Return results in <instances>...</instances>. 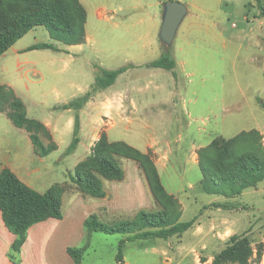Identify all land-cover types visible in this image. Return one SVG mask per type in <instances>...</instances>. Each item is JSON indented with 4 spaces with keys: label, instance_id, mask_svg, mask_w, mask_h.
Here are the masks:
<instances>
[{
    "label": "crops",
    "instance_id": "crops-1",
    "mask_svg": "<svg viewBox=\"0 0 264 264\" xmlns=\"http://www.w3.org/2000/svg\"><path fill=\"white\" fill-rule=\"evenodd\" d=\"M80 1L87 10L85 43L67 45L51 38L37 43H53L58 47L57 50H29L31 45L37 43L21 45L20 41L24 38L23 36L8 51L13 49L18 56H23L26 65L32 63L30 61L32 51H42L39 52L41 55H50L52 64L56 60H68L75 63L77 60H84L88 50L96 49L95 44L100 43L103 47V44L109 43L110 46L98 49L104 51L109 60H114L120 57L122 51L120 47L114 46L113 42L124 41L114 34L118 27L127 26L132 27L130 31L132 39L125 51L136 61L126 65L128 69L107 88H96L93 70H86L83 64L72 68L70 73L73 77H66L65 74L60 73L63 85H58L53 89L56 99L54 108L57 110L55 112L47 110L43 115L31 113L27 101L23 98V93L14 82H0V85L10 87L24 101L30 118L46 125L51 139L57 144V149L50 154L57 153L59 160L71 155L76 156L67 170L66 179L53 181L51 179L53 170H44L42 166L38 167L33 164L37 157L43 159L46 156H41L37 152L30 132L16 126L6 111L0 112V172L5 167L10 168L24 183L39 192H45L57 182L67 185L63 193V218H50L33 225L28 231L25 243L19 250L14 247L16 236L5 225L0 210V264H76L68 249L86 245V251L89 248L91 243L87 242V239L90 235L91 240L96 234V232L89 233L86 227V220L91 214H97L104 222L116 223L121 220L134 219L141 210L160 209L153 197L145 173L139 164L131 159H120L125 171L124 179H103L104 197L94 198L84 195L73 185L69 179V172L91 153L102 133H106L110 141L122 140L145 153L149 152L164 186L179 200L183 212L186 201H183L180 196L187 189L194 187L195 182L192 181V175L197 178L198 183L202 180L198 151L214 138L220 137L214 136L208 124L209 121L217 123L220 117L218 103L201 101L200 97L197 100H188L186 93L191 92V89L190 91L189 89L184 90L179 82L173 85L168 78L170 74L174 76L172 71L149 65L165 52L160 40V30L163 20V4L169 0ZM177 1L187 7V13L177 30L172 46L173 56L177 63L175 70L179 80V71L195 74L193 71L198 70L199 65L195 62L202 57L201 51L207 52L210 49L208 45L218 43L221 38L224 39L226 29L224 5L229 0ZM37 27L27 34L36 31ZM48 51H53L54 54ZM20 64L19 62L18 65ZM97 65L105 69H113L104 67L103 64ZM142 68L148 69L151 77L165 78L162 82H150L153 84L150 86L153 90L149 100L139 97L147 91L149 86L136 83L117 86V81L127 71ZM199 90H202V87ZM192 92L197 94L196 89ZM87 93L90 94L89 98L79 110L65 107ZM178 95L181 97L180 101L175 99ZM33 103L34 106H38V99H33ZM76 112L80 118L78 134L80 141L74 151L68 152L67 149L74 138ZM199 121L206 125L204 127L196 125ZM176 123L182 124V127L178 134L179 139L173 140L175 128L173 124ZM260 131L264 134L262 130ZM23 143L26 148L23 147ZM44 143L47 144L45 141ZM198 169L201 176H199L200 173L197 174ZM131 172L139 177L136 185H133L135 182L132 183L129 179ZM122 185L128 187L129 190L123 191ZM201 227L202 224H197L193 231L197 237L206 236L205 234L208 233L202 231ZM187 231L179 235L177 242L171 245V250L176 252L175 258L181 262L184 261V253L187 250L183 243V237L188 233ZM125 259L126 257L123 258V262L127 264Z\"/></svg>",
    "mask_w": 264,
    "mask_h": 264
},
{
    "label": "rangeland",
    "instance_id": "rangeland-1",
    "mask_svg": "<svg viewBox=\"0 0 264 264\" xmlns=\"http://www.w3.org/2000/svg\"><path fill=\"white\" fill-rule=\"evenodd\" d=\"M262 4L264 6V0ZM224 10L226 12L224 39L221 38L218 43L204 45L210 49L207 52L201 51L202 57L195 62L199 64L198 70H190L195 74L179 71V80L178 75L175 77L170 73L168 78L173 85L179 82L184 90L191 89V92L186 93L188 100H197L200 97L201 101L218 103L220 117L217 123L207 121L215 137L230 138L252 128L264 132V15L258 0H229L224 5ZM131 30L132 27L127 26L117 28L114 35L124 41L113 42V45L120 47L122 51L120 57L114 60H109L107 54L98 49L110 46L109 43L103 44V47L100 43L95 44L96 49L88 50L85 59L77 60L75 63L56 60L52 64L50 55H41L39 52L42 51H32L30 55L32 63L26 65L23 56H18L11 49L0 57V82H14L23 93L31 113L43 115L47 110L55 112L57 109L54 108L56 99L53 89L63 85L60 73L66 77H73L70 73L72 68L83 64L86 70H93L95 79L97 64L116 69L136 61L125 51L126 46L129 47L131 44ZM46 39H51L50 34L45 27L40 26L36 31L26 34L20 42L21 45H30ZM48 52L54 54L53 51ZM162 81H165L164 77H151L148 69H130L120 77L117 86L133 83L149 86L145 93L139 95L143 100H149L153 90L150 87L153 84L150 82ZM201 87L202 90H199ZM195 89L197 94L192 92ZM30 97L34 100L37 98L39 105L34 106ZM175 99L180 101L181 97L178 95ZM173 125L175 128L172 139L178 140L182 124ZM196 125L204 127L206 124L199 121ZM41 137L47 144L51 142L44 133H41ZM23 147L26 148L24 143ZM74 159L76 156L71 155L59 160V155L54 153L43 159L37 157L33 164L42 166L44 170H53L51 179L61 181L66 179L67 170ZM197 172L200 173L199 169ZM129 179L136 185L139 177L131 172ZM192 181L195 182L194 187L187 189L180 196L186 201L181 220L196 218L193 227L183 237V243L187 248L184 261L175 258L176 252L171 250V245L180 238L179 235H174L169 239L150 237L128 240L123 248L127 264H211L214 255L226 246L233 234H248L254 240V247L264 244V180L256 187L245 189L240 196L234 198L204 192L194 175ZM123 186L125 185H122L123 191L129 190ZM214 201L225 202L229 208L209 204ZM206 204L208 207H203ZM197 224H202L201 230L208 232L206 236L197 237L193 234ZM94 232H96L94 237L90 240L89 235L87 239L91 244L82 264H118L116 255L119 243L129 234H107L100 231H93L91 234ZM252 264H264V252L261 259L255 253Z\"/></svg>",
    "mask_w": 264,
    "mask_h": 264
},
{
    "label": "trees",
    "instance_id": "trees-1",
    "mask_svg": "<svg viewBox=\"0 0 264 264\" xmlns=\"http://www.w3.org/2000/svg\"><path fill=\"white\" fill-rule=\"evenodd\" d=\"M258 3L264 15L262 0H258ZM86 22L87 10L80 0H0V57L37 26L45 27L53 40L64 44L85 43ZM28 49L57 50L58 47L53 43H37ZM149 65L170 70L177 77V63L172 47ZM96 68L95 87L107 88L128 69V66L105 69L96 65ZM89 95L87 93L65 107L79 110ZM3 111L7 112L16 126L30 132L33 144L41 156H47L57 149V144L51 139L46 125L30 118L24 101L6 85H0V112ZM79 130L80 118L76 112L74 138L67 149L68 152L76 149L80 141ZM41 133L51 139L49 144L44 143ZM198 155L202 173L200 186L206 193L234 198L264 180V135L257 128L243 130L230 138L216 137L200 148ZM121 158L131 159L139 164L160 209L141 210L134 219L116 223L104 222L97 214H91L87 218L86 227L89 233L100 231L107 234H129L119 243L116 255L118 264H124L123 248L128 240L150 237L169 239L174 235L183 234L196 222L195 217L187 221L181 220L182 205L167 191L149 152L145 153L122 140L110 141L106 133H102L91 153L69 172V179L84 195L104 197L103 179L125 178ZM66 187L67 185L57 182L45 192H39L24 183L10 168L1 170L0 210L5 225L16 236L15 249L19 250L25 243L28 231L33 225L50 218H63V193ZM210 205L229 208L225 202H213ZM86 248L87 245L68 249L76 264H82ZM263 252L264 244L254 247V240L248 234H233L226 246L214 255L211 264H252L253 255L256 253L261 259Z\"/></svg>",
    "mask_w": 264,
    "mask_h": 264
},
{
    "label": "water",
    "instance_id": "water-1",
    "mask_svg": "<svg viewBox=\"0 0 264 264\" xmlns=\"http://www.w3.org/2000/svg\"><path fill=\"white\" fill-rule=\"evenodd\" d=\"M187 13V7L177 0L166 1L163 4V20L160 30V40L168 52L173 46L177 30Z\"/></svg>",
    "mask_w": 264,
    "mask_h": 264
}]
</instances>
